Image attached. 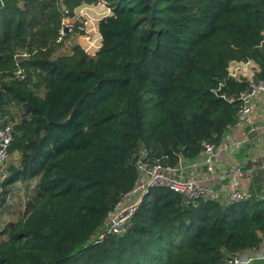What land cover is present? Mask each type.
<instances>
[{
    "label": "trees",
    "instance_id": "16d2710c",
    "mask_svg": "<svg viewBox=\"0 0 264 264\" xmlns=\"http://www.w3.org/2000/svg\"><path fill=\"white\" fill-rule=\"evenodd\" d=\"M100 0H0V124L12 123V159L0 169V264H226L264 242V195L185 202L160 186L131 224L99 238L108 212L137 177V155L175 168L219 146L237 121L252 60L264 80V0H105L102 45L60 52L63 9ZM26 80L14 76L13 54ZM246 168L249 162H245Z\"/></svg>",
    "mask_w": 264,
    "mask_h": 264
},
{
    "label": "built area",
    "instance_id": "2783aa9c",
    "mask_svg": "<svg viewBox=\"0 0 264 264\" xmlns=\"http://www.w3.org/2000/svg\"><path fill=\"white\" fill-rule=\"evenodd\" d=\"M105 0L96 3L82 2L73 10L63 9L61 25L59 28L57 42L61 45L60 52L72 53L73 45H80L84 51L93 56L102 45V34L100 31V21L112 14V8L108 5L105 10H97V6ZM31 52L28 49H18L14 52L15 60L14 76L18 80L27 79V71L22 61L29 58ZM249 61H231L228 67L229 74L240 78L244 69L249 65L258 69V66ZM255 72V71H254ZM251 73L249 88L238 94L240 106L237 114L235 127L245 130L241 139H231L227 134L219 146L212 143H205L201 152L204 164L212 173L216 171L215 162L217 156L222 151L232 152L236 147H243L254 140V133L259 132L260 126L254 119V106L257 101L264 99V80L254 79ZM233 126V127H234ZM14 138L12 123L0 124V169L12 159L11 146ZM148 151L143 149L136 157L135 163L138 174L133 186L122 193L121 198L116 202L112 210L108 212L106 218V228L100 233L99 238L106 235L117 234L127 228L135 214L143 195L153 187H166L169 190L178 192L183 196L185 202H191L199 198H218L223 195L230 202H238L245 199L248 194L238 187L240 177L244 172L243 163L234 164L228 173L231 179L230 189L223 194L215 187L214 182L204 180L200 175H186V167L181 164L175 168H170L162 164H149L147 160ZM226 264H264V242L257 250L245 251L232 254L225 259Z\"/></svg>",
    "mask_w": 264,
    "mask_h": 264
},
{
    "label": "crops",
    "instance_id": "0c3cea01",
    "mask_svg": "<svg viewBox=\"0 0 264 264\" xmlns=\"http://www.w3.org/2000/svg\"><path fill=\"white\" fill-rule=\"evenodd\" d=\"M253 111L254 119L256 124L260 126V130L259 132L254 133V135H250L254 137V140L249 144H245L242 147L244 150L253 148L256 140L261 138L260 136H264V99L256 102ZM244 132L245 130L243 128L234 126L228 135L233 140L241 139ZM239 148L241 147L234 148L232 152H229L228 150L220 152L216 158V171L214 173L208 170L207 166L204 164L205 157L202 153L192 159H183L181 165L186 167V175H200L204 180L214 182L215 187L225 194L230 189L231 179L229 178L228 173L231 170V166L238 163H243V165H245V162H249L251 164L246 168L244 167V172L240 177L238 187L247 194L264 195V144L261 143V148H257L255 154H252L249 157H247L246 154H243L238 158L237 153ZM252 150L246 152L252 153ZM242 153H245V151H242Z\"/></svg>",
    "mask_w": 264,
    "mask_h": 264
},
{
    "label": "rangeland",
    "instance_id": "374dc122",
    "mask_svg": "<svg viewBox=\"0 0 264 264\" xmlns=\"http://www.w3.org/2000/svg\"><path fill=\"white\" fill-rule=\"evenodd\" d=\"M104 8H108V5L105 3V1H102V3L99 4V6H97V10H105ZM251 64L256 65V63L254 61L251 60ZM250 64V65H251ZM257 66V65H256ZM255 71V67H251V66H247L246 69H244V73L241 74V77H246L249 78L251 73ZM261 138L257 139L255 142V145H253V148H249L248 150H244L241 148H239V151L237 153V157L240 158L243 154H246L247 157L251 156L252 154H255L257 148H261V143L264 144V136H260ZM262 140V141H260ZM251 147V146H249ZM259 148V149H260ZM253 149V150H252ZM252 150V153H247L246 151H250ZM242 151L245 153H242ZM248 154V155H247ZM163 189H165L166 187H162ZM225 198V197H224ZM25 195L23 194V191H19L17 193H14L10 196L9 200H8V204L6 206V208L3 209V211H1L0 213V228L3 227L5 221L7 220H17L20 216V213L22 212V210L24 209L25 206Z\"/></svg>",
    "mask_w": 264,
    "mask_h": 264
}]
</instances>
